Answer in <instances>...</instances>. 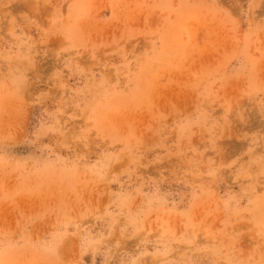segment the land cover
<instances>
[{"label":"rangeland","instance_id":"obj_1","mask_svg":"<svg viewBox=\"0 0 264 264\" xmlns=\"http://www.w3.org/2000/svg\"><path fill=\"white\" fill-rule=\"evenodd\" d=\"M0 264H264V0H0Z\"/></svg>","mask_w":264,"mask_h":264}]
</instances>
